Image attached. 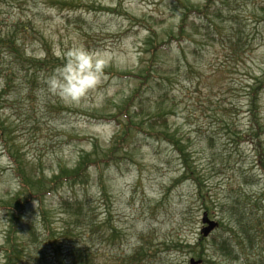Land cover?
<instances>
[{
  "label": "rangeland",
  "instance_id": "obj_1",
  "mask_svg": "<svg viewBox=\"0 0 264 264\" xmlns=\"http://www.w3.org/2000/svg\"><path fill=\"white\" fill-rule=\"evenodd\" d=\"M206 1L0 0V49L6 54L0 57L3 94L2 80L6 77H1L2 73L14 70L11 85L4 100H0V264L7 262L2 249L10 212L6 208L19 189L17 174L24 173L27 177L33 174L34 180L43 177L49 187L56 184L45 196L43 206L38 200L27 202L22 217L26 220V214L39 215L40 227L55 230L56 234L54 230L52 233L60 258L69 245V239L60 233L67 221L79 219L72 224V241L92 242L101 261L116 263L118 254L132 253L142 242L141 236H149V241L151 236L150 248L158 250L153 264H160V243L174 240L195 244L204 236L205 213L218 222L213 234L228 221L219 211L220 203L242 192L243 205H250L258 223L252 229L255 239H244L235 264L264 263V172L255 168L251 183L236 177L237 165H248L253 151L247 141L237 146L234 136L249 131L252 117L251 104L242 91L246 77L244 56L238 58L229 52V36H247L253 42L247 45L254 50L253 55L247 52L246 66L255 72L262 66L264 22L260 23V19L264 10L258 7L264 6V0L234 1L230 6L236 8L238 17L226 20L220 27L223 30L215 36L214 28H209L205 19L185 11L189 4L201 7ZM182 23L183 34L176 36ZM6 38L10 40L7 44L1 41ZM149 38L154 45H146ZM126 41H131L134 61L125 59ZM160 42L166 44L161 56ZM11 44L20 49L25 59L49 58L59 63L63 52L73 44L112 51L116 58L105 70L108 91L104 100L73 105L46 94L44 79L56 67L38 72L37 80L28 84L25 75L31 76L34 70L16 65L7 47ZM155 51L156 56L152 55ZM162 64L176 69L171 83L160 75ZM168 76L170 79L172 75ZM160 80L165 84L160 86ZM164 87L169 98L164 107L171 111V129L180 139L177 146L164 138L160 140V133H170L169 127L162 126L154 134L146 128L147 121L149 124L159 110L160 89ZM257 106L258 119L264 118V98ZM124 110L135 116L134 127L130 128L132 137L122 142L109 163L91 169L87 177L82 175L81 183H62L65 179L49 182L60 172L61 165L72 168L80 156L94 155L96 149L107 145L120 131L119 123H128ZM183 137L190 138V142ZM113 168L121 174L135 171V181L126 195L113 188ZM42 207L45 220L40 215ZM137 221L145 222V230L135 231ZM19 224L25 227L21 220ZM129 235H136L139 241L131 248L125 246ZM42 253L50 262L52 254ZM193 256L187 248L178 249L163 264H190Z\"/></svg>",
  "mask_w": 264,
  "mask_h": 264
},
{
  "label": "trees",
  "instance_id": "obj_2",
  "mask_svg": "<svg viewBox=\"0 0 264 264\" xmlns=\"http://www.w3.org/2000/svg\"><path fill=\"white\" fill-rule=\"evenodd\" d=\"M234 1L240 0H207L206 4L203 6H195L194 4H189L185 11H193L200 18L205 19L207 26L209 28H214L213 35L219 34L223 27L222 24L226 20H233L237 16L236 8L231 7L230 5ZM213 3H216L217 6H213ZM264 10L263 4H259L258 10ZM226 15V17H224ZM186 17L183 23L185 22ZM264 22V17L260 19V23ZM183 23L179 26L178 31L176 32V36H180L183 34L184 26ZM196 28V26H195ZM240 29H238L239 31ZM207 35V34H206ZM172 36H175L172 34ZM229 44L230 49L229 52L233 54V56L241 58L244 56V67L246 69L245 80L243 81L242 91L244 92L245 97L248 98L249 103L251 104V108L249 109V114L252 117L251 126L249 131L244 132L243 134H236L235 143L238 146L243 141H247L248 145L251 147L252 160L246 165L245 163H240L237 165L235 172L237 174V178H240L244 183H251V179L255 176V168L258 172H264V118L258 119V110L260 102L264 98V60L261 62L262 66L259 67V70L255 72L251 67H247V52H250L249 55H253V48H251L249 43H253L248 37H236L229 36ZM2 42L6 44L10 41L9 39H2ZM147 46L154 45V41L152 38L146 43ZM165 43L160 42V56L164 50ZM9 49V55L12 57L14 55V59L16 60V65L18 67L27 68L29 70H34L31 76L25 75V79L28 84H31L34 80H37V73L41 71L52 70L57 67L56 64H60L58 60H49L46 58L42 61H37L30 57V59H25L20 54L17 47L15 45H7ZM150 52V49H148ZM6 54L0 49V57ZM152 55H157L156 51ZM26 65L28 67H26ZM173 66H164L160 65V75L166 77L169 80V83L172 82L173 77L175 78L176 69H173ZM21 68V69H22ZM12 72H14L13 68L10 69L7 73H2L1 77L4 78L3 81V92H0V100H4V95L6 89L8 90L10 87V79L12 78ZM10 73V75H9ZM168 75H172L169 79ZM164 81L160 80V86L164 85ZM166 98V99H165ZM168 91L166 88L160 89V106L159 110H156V113L151 116L149 120V124L147 121L146 128L149 129L153 134L158 133L162 126L169 127L170 133L162 134L160 133V140L165 139L167 142L170 141L175 146L180 143V139L177 136V132L171 129L170 124V114L171 111H168L164 107V103L168 100ZM260 101V102H259ZM259 102V103H258ZM2 103V102H0ZM1 108V107H0ZM140 110V109H139ZM122 113H126L128 123L120 122V131L116 134V136L109 141V143L105 146H101L96 149V154L91 156H80L78 161L72 166V168L62 167L60 166V172L56 173L52 180L49 182L53 183L58 179H65L70 185H73L77 182L81 183L82 175H86L87 173L95 168L96 166L103 165L105 163H109L112 157L116 154V150H119L122 142L125 141L127 137H132L130 133V128L134 127L133 118L135 116H131L130 111L124 110ZM138 113V111L136 112ZM0 116L2 113L0 112ZM3 122L0 121V130L3 131ZM144 132H146L144 130ZM176 135H175V133ZM148 133V131H147ZM179 133V131H178ZM151 135V134H150ZM249 137L248 139L246 137ZM186 142H190V138H182ZM188 142V143H189ZM177 147V149L182 150ZM12 161L14 160L13 155L10 153ZM62 164V161H59ZM102 163V164H101ZM64 164V163H63ZM23 163H20L22 166ZM250 167V168H249ZM30 172H33V166L30 167ZM30 174V173H29ZM28 174V177L24 173L23 175L17 174L19 178V189L12 196V201L8 204L9 217H8V227L5 235V244L3 246V250L5 252L6 264H149L155 263L153 260V256L158 250L153 251L150 247L152 243V238L150 236H141L140 244H138L133 250L131 254L123 255L122 253L118 254L116 257V263H109V261L103 260L101 261L99 257L94 253L93 247L91 246L92 242L86 241L85 243H77L73 242L75 236V227L72 226L75 222H79V219L67 221V226L64 227L60 235L69 239V245L67 246L66 252L63 258H60L57 255V245L56 240H54L55 230L50 227L43 229L39 226L38 216H31L26 214V220L22 217V210L25 208V204L31 200H38L40 204L44 203L45 196L52 191L53 188H56V184L47 186V180L43 179V177H38V179H33ZM30 178V179H29ZM88 180V179H87ZM89 181V180H88ZM233 190V189H232ZM244 194L241 192L240 195H236L233 198H227L223 202L220 203V212L223 216L228 219L227 223L220 226L213 234L209 236H200L195 244H185L182 242H174V240H165L163 243H160V264L165 263L167 261L168 255L173 251H180V249H189L190 252L194 254V256L198 257L201 260L202 264H235L238 263L242 250H243V241L244 239H249L251 242L255 239L254 234L252 233V229L255 223H258L255 216V211L249 209V204H244ZM77 204H79V200L75 198ZM3 208V207H2ZM80 210V206H78ZM76 215L78 214L75 213ZM40 215L43 219H46L44 207H42V212ZM24 223L25 227L21 228L19 221ZM225 225V227H223ZM54 230V235L52 231ZM259 236V234H258ZM257 237V236H256ZM262 237V235H261ZM43 238V239H41ZM53 239V241H52ZM58 239V238H57ZM55 241V242H54ZM44 245V249L42 246ZM172 251V252H171ZM42 252H47L52 254V257L49 258L50 262L46 259ZM57 255L56 257L54 255ZM193 256V257H194ZM150 259L152 261H150ZM264 264V263H258Z\"/></svg>",
  "mask_w": 264,
  "mask_h": 264
},
{
  "label": "clouds",
  "instance_id": "obj_3",
  "mask_svg": "<svg viewBox=\"0 0 264 264\" xmlns=\"http://www.w3.org/2000/svg\"><path fill=\"white\" fill-rule=\"evenodd\" d=\"M126 60H135L131 41L124 43ZM116 58V54L109 50H93L83 44H73L62 54V62L44 79L43 91L51 96L58 97L67 104L78 105L82 101L94 100L101 103L108 91L106 87L105 70ZM113 177V188L118 194L126 195L128 188L135 181V171L129 170L121 174L115 168L110 169ZM146 191L153 195L150 188ZM127 212V208L121 204ZM144 221L135 223V231L145 230ZM136 235H129L125 246L131 248L138 244Z\"/></svg>",
  "mask_w": 264,
  "mask_h": 264
},
{
  "label": "water",
  "instance_id": "obj_4",
  "mask_svg": "<svg viewBox=\"0 0 264 264\" xmlns=\"http://www.w3.org/2000/svg\"><path fill=\"white\" fill-rule=\"evenodd\" d=\"M203 223L206 224V226H204L202 232L206 237L209 236L211 232L218 227V222L213 219H210L206 213L204 214ZM200 263L201 260L196 259L195 257H191L190 264H200Z\"/></svg>",
  "mask_w": 264,
  "mask_h": 264
}]
</instances>
